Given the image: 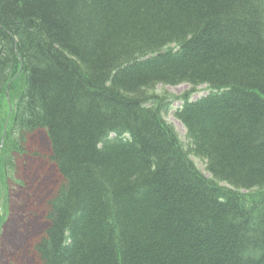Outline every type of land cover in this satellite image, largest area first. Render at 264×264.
<instances>
[{
  "label": "trees",
  "instance_id": "16d2710c",
  "mask_svg": "<svg viewBox=\"0 0 264 264\" xmlns=\"http://www.w3.org/2000/svg\"><path fill=\"white\" fill-rule=\"evenodd\" d=\"M7 116L61 178L36 264H264V0H0Z\"/></svg>",
  "mask_w": 264,
  "mask_h": 264
},
{
  "label": "rangeland",
  "instance_id": "374dc122",
  "mask_svg": "<svg viewBox=\"0 0 264 264\" xmlns=\"http://www.w3.org/2000/svg\"><path fill=\"white\" fill-rule=\"evenodd\" d=\"M190 89L188 84L157 85L153 92L158 96L180 97ZM208 92L204 85L199 86L190 100L197 101ZM180 106L181 101L176 100L163 117L187 149L189 141L185 129L173 116V111ZM16 141L19 143L17 151L7 155L0 152V264H36L32 245L45 228L42 208L56 188L59 178L53 167L40 158L41 153L48 151L42 132H35L24 138L23 142L22 138ZM190 158L200 172L209 178L205 162L193 155ZM3 159L4 163L6 161L4 171Z\"/></svg>",
  "mask_w": 264,
  "mask_h": 264
},
{
  "label": "bare ground",
  "instance_id": "6f19581e",
  "mask_svg": "<svg viewBox=\"0 0 264 264\" xmlns=\"http://www.w3.org/2000/svg\"><path fill=\"white\" fill-rule=\"evenodd\" d=\"M171 108H172V105H171ZM178 108H179V107H178ZM176 109H177V108H176ZM7 124H8V116H7V119H6V122H5L4 128H3L2 134H1V136H0V148H2V147H4L5 145L8 144V142H7V137H6V135H5V133H6V128H7ZM38 131H39V132H42V133L44 134V136H45V141H46V144H47V147H48V151H47L46 153H41L42 156H40V158L42 159V161L45 160V162H46L48 165H50V166L53 167V169L55 170V172H56V174H57V176H58V178H59V182H58L56 188L54 189L52 195H51V196L45 201V203H47V202L49 201V199L54 195V193L56 192V190H57V188H58V186H59V183L61 182V178L59 177V175H58V173H57L56 167H55V165H53V162H52L51 159H50V157H51V147H50V145H49L48 138H47V136H46V134H45V132H44L43 130L38 129V130H35V131H32V132L25 133L24 136H23V138H22V142H23L24 138H28L30 135H33L35 132H38ZM11 139H12L13 141H15L16 138L13 137V138H11ZM7 146H8V145H7Z\"/></svg>",
  "mask_w": 264,
  "mask_h": 264
}]
</instances>
